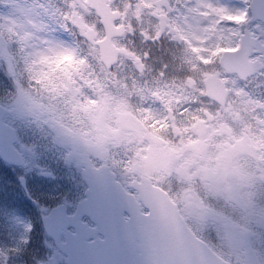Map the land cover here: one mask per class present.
I'll return each instance as SVG.
<instances>
[{"label": "flooded vegetation", "instance_id": "af4514ba", "mask_svg": "<svg viewBox=\"0 0 264 264\" xmlns=\"http://www.w3.org/2000/svg\"><path fill=\"white\" fill-rule=\"evenodd\" d=\"M38 1L20 0L36 10ZM232 1L241 6L239 18L230 17L231 13L236 15L234 10L214 14L215 20L208 21L202 32L204 49L189 52V31L182 23L187 21L189 25L190 18L197 17L194 11L186 12L188 6L196 4L195 0H104L117 29L116 36L110 38L116 61L108 68L100 61L97 45L106 32L88 0H46L50 8L38 10L37 21L46 25L40 31L56 36L65 50L51 57L52 68L40 64V75L35 62L33 66L32 61H25L26 51L18 38L10 41L12 46H4L0 34V47H4L0 86H5L8 104L13 103L18 92L40 98L46 92L58 91L64 76L70 74L80 82L81 105L25 111L23 128L12 122L14 118L7 119V123L6 117L12 114L4 113L3 121L16 136L13 147L21 164L8 165L0 157V264H68L62 247L66 239L78 233L76 228L84 237L81 243L102 239L99 227L90 217L76 213L82 202H105L87 200L90 178L86 174L90 172H99L100 177L107 179L115 177L123 193L134 200H139L136 186L149 181L166 193L189 230L217 256L227 263H245L236 260V253L220 239L215 228V222L220 221L223 229L228 231L231 226L239 232L224 234L232 247L240 244L241 251L242 239L246 237L247 251L264 264V217L254 221V217L235 210L242 195L255 190L259 193L264 181V157L257 158L255 154L260 151L256 138L264 132V122L256 124L247 117L249 105H264V7L253 8V0ZM9 2L0 0V10ZM212 12L209 7L205 10L207 15ZM142 21L151 28L147 36L150 42L141 45L145 52L137 45ZM220 26L228 29L219 31ZM176 34L180 39L175 45L171 36ZM243 47L239 68L246 72L240 75L238 84L230 79L237 71L221 67L219 57ZM78 52L87 68L73 74L71 69L79 62L75 58ZM126 52L131 55L132 64L127 72L121 71L123 67L119 69V81L131 90L135 89L131 82H138L150 97L143 99L136 92L132 102L92 105L88 100L99 85L92 84V67L95 73L102 70L106 81L107 71H116ZM178 52L183 57L175 60ZM85 53L90 55L85 58ZM11 58L15 61L13 68ZM191 73L202 78L206 89L198 88L187 96L182 85L195 84ZM36 79L47 88H37ZM100 87L105 90L102 84ZM33 100L40 104L38 99ZM259 111L257 107L253 115ZM184 116H189L195 125L192 134L165 139L155 133V129L163 132L169 122L174 124ZM256 120L261 117L256 115ZM28 147H35L34 156L25 151ZM228 149L232 150L231 170L224 161ZM241 149L248 152L234 155ZM212 167L214 171L210 170ZM249 174L260 180L252 181L247 189L245 178ZM259 203L262 205V197ZM139 210L147 213L141 205ZM51 211L58 218L47 222L49 233L44 219ZM201 216L211 218L213 223L207 221L199 229L201 224L196 218ZM69 220L75 223L70 224ZM131 245L138 247L139 242L134 239Z\"/></svg>", "mask_w": 264, "mask_h": 264}, {"label": "water", "instance_id": "95a60500", "mask_svg": "<svg viewBox=\"0 0 264 264\" xmlns=\"http://www.w3.org/2000/svg\"><path fill=\"white\" fill-rule=\"evenodd\" d=\"M262 1L253 0V8L264 7V4H260ZM98 5H103V8ZM88 6L95 9L106 32L97 45L101 61L108 68L116 61L110 38L117 29L112 26L110 11L104 0H88ZM243 50L244 47L236 52H224L220 57L221 67L237 71L239 75L245 74L246 70L239 68V55ZM229 57L234 59H227ZM4 113L5 109L0 104V157L8 165L17 166L21 164V159L13 147L16 136L12 127L3 122ZM98 173L86 174L90 178L87 200L93 198L105 202H91V205L89 201L82 202L76 213L87 214L91 222L99 227L103 238L90 244L81 243L84 237L76 228L78 233L66 239L62 247L67 254L68 264H229L194 236L173 202L160 188L152 186L149 181L136 186L139 190L138 199L148 210L147 214H143L139 210V202L123 193L115 177L107 179ZM126 212L128 216L124 218ZM56 218L58 215L51 211L44 219V226L49 233L47 222ZM69 223L74 224L75 221L69 220ZM134 239L139 242L138 247L131 245Z\"/></svg>", "mask_w": 264, "mask_h": 264}, {"label": "rangeland", "instance_id": "374dc122", "mask_svg": "<svg viewBox=\"0 0 264 264\" xmlns=\"http://www.w3.org/2000/svg\"><path fill=\"white\" fill-rule=\"evenodd\" d=\"M196 4L189 8L187 7L186 12H193L196 14V18L193 20L190 18L189 25L187 21H184L182 23V26H184V29H187L189 31V41L191 43V50L189 52H197L198 49L203 50V42H202V32L205 31L206 23L208 21H214L215 15L219 14V11L227 12L228 10H234L236 15L231 13L230 17L238 19L240 16V4L235 3L232 0H195ZM196 5L198 8L196 9ZM55 7V5L53 4ZM52 6V7H53ZM50 8V6L42 7V9ZM210 8L212 10L213 14H205L206 8ZM37 9L40 10V6H37ZM3 10H6L4 13ZM34 7H30L29 5H25L24 3H21L20 0H10L9 3L3 5V9L0 10V34L3 37V44L12 46V42L17 40L21 42V45H23L25 51H26V59L25 61H32L33 66L34 62L38 69L36 70L37 75H40L43 71L44 67L52 68V56L56 55L55 52H58L60 54L65 53V50L61 43L59 42V39L56 36H53L50 34V36H47L44 34V32L40 31V28L46 27V25L42 24L41 22L37 21L39 12ZM90 28H93V26H89ZM228 29V27H219L218 30L221 29ZM180 30V29H179ZM151 33V28L149 24L146 21H142L140 25V30L138 32V46L141 47L143 44H147L148 39L147 36ZM17 34H20V36H17ZM13 35H15L13 37ZM179 34L173 35L172 41L175 40V45L179 43ZM131 42V41H130ZM174 45V47H175ZM55 49V51H53ZM4 50V47H0V59L1 54ZM91 50L92 46H91ZM142 50V47L140 49ZM145 52V51H143ZM189 52H187L189 54ZM130 57L131 55L126 52L122 58L119 61V66L116 71H107V80L105 81L106 75L103 73V71H97V73L93 72V67L91 71L92 75V84L93 86L95 84H99L97 88L94 89L93 95L90 97L88 102H92V105H98V104H109V103H121V102H132L134 101V95L137 94L141 96L143 99H148L150 96L147 95V89L144 86L139 85L138 82L132 81L131 85L134 86L136 89L126 88L121 83L120 75H119V69L123 67L124 69L121 70L122 72H127V69L131 66L132 63H130ZM183 54L177 53L176 57L174 56L175 60L182 59ZM42 64V65H40ZM99 64V61H98ZM139 63H136L138 65ZM40 65V66H39ZM11 66L12 68L15 66V61L11 58ZM119 71V72H118ZM43 73V72H42ZM127 78V75H126ZM103 81V82H101ZM80 84L78 79L73 80L72 77H70V74L64 76L62 80V85L58 89V91L52 90L51 94L46 92L44 94H41V97L38 98V96H35L33 94H29L28 96L25 95L23 92L16 93V96L14 97L13 103L8 104L7 111L11 112L12 115H8L6 117L7 119H13V123L17 124L18 127L23 128V120L25 117V111L30 110H42V109H53V108H64V107H75V106H81L80 105V91L78 89V85ZM103 85L105 87V90L103 91L100 85ZM6 92V91H5ZM28 98V100H27ZM33 98L38 99L40 101V104H35L37 102L36 100H33ZM31 108V109H30ZM23 119V120H21ZM8 123V122H7ZM10 123V122H9ZM20 123V124H19ZM119 139L121 137H118ZM152 154L150 155V157ZM232 156V150H227V157L224 160L225 166L228 169L232 168V162L230 161V158ZM149 157V158H150ZM256 179L260 180L259 176H254V174L246 175L245 183L247 186V189L250 188L252 181H255ZM262 189L258 193L257 190L255 192H249L242 195V197L239 199L238 208L235 209L236 212H244L248 217L252 218L254 217V221L259 220L262 216L264 217V181H261ZM261 197L263 198V203L260 205L259 201L261 200ZM258 199V200H257ZM242 201L246 202L244 205L242 204ZM256 201V202H253ZM198 220V224H201V227L199 229H202V227L206 226V222H212L211 218L201 216L199 218H196ZM226 223V222H225ZM263 223V222H262ZM217 233L220 237V239L227 245V248L231 247V250L236 253V260L242 259L245 263L243 264H262L260 261L256 259L255 255H251L250 251H247L246 249V237L242 239L243 241V247L242 250L239 251V245L237 246H231L230 240L227 236H224L225 233L228 232L229 234L236 235L239 232L234 231L231 229V226H228V231L223 229V223L220 221L215 222ZM198 227V226H197ZM242 232V231H240ZM229 236V235H228ZM241 241V240H240ZM245 251V252H244ZM246 259H248V263L246 262Z\"/></svg>", "mask_w": 264, "mask_h": 264}, {"label": "clouds", "instance_id": "9594fccd", "mask_svg": "<svg viewBox=\"0 0 264 264\" xmlns=\"http://www.w3.org/2000/svg\"><path fill=\"white\" fill-rule=\"evenodd\" d=\"M87 46H85L86 48ZM90 55V53H85V58H87V56ZM81 53H76L75 54V58L79 61L74 68L71 69V71L73 72V74H76L80 71H83L87 68V65L84 64V61L82 59H80ZM94 58V57H93ZM227 59H234L232 57H229ZM26 71H29L27 68L25 69ZM62 75V73H57V76ZM191 76L194 78L195 80V84H193L192 82H185L182 85V88L186 89L185 94L187 96H192L194 93H196L197 89H206V85H204L202 78L196 74V73H191ZM29 79H32L31 75H28ZM230 79H235L238 84L241 82V77L239 74L233 75L230 77ZM253 79H255V77H253ZM249 83H251V81H249ZM262 83H264V81H262ZM35 86L37 88H42V89H46L47 85L43 84L39 81V79H36L35 81ZM209 104L212 103V101H208ZM232 103H235V101H233ZM232 103H229V107L232 106ZM259 107L260 111L258 113H256V115L261 117V120H256V115H253V112L255 111V109ZM192 114L189 113V116H191ZM189 116H184L183 119L181 120H177L174 124L172 122H169V124L167 126L164 127V131L161 132L159 128L155 129V133L160 135L161 137L165 138V139H174L177 137H182L184 135H190L192 134V129L195 127V125L192 124V122L189 120ZM247 117L249 119H251L252 121H254L256 124H260L261 122H264V105H249V110L247 113ZM149 131H152L151 129H149ZM259 142V148L260 151L255 153L257 158L259 157H264V132H261L260 136L256 138ZM253 148L255 147V145L252 146ZM243 151V152H248L247 149H241L239 150L237 153H234V155H239V152ZM251 154V153H248ZM207 155H211V149L208 150ZM209 164H211V161H208ZM211 171H214V167H212L210 169Z\"/></svg>", "mask_w": 264, "mask_h": 264}, {"label": "trees", "instance_id": "16d2710c", "mask_svg": "<svg viewBox=\"0 0 264 264\" xmlns=\"http://www.w3.org/2000/svg\"><path fill=\"white\" fill-rule=\"evenodd\" d=\"M0 88H1V90H0V101H7L5 99V97H6V92L4 90L5 86L1 85Z\"/></svg>", "mask_w": 264, "mask_h": 264}, {"label": "snow or ice", "instance_id": "6c2138e0", "mask_svg": "<svg viewBox=\"0 0 264 264\" xmlns=\"http://www.w3.org/2000/svg\"><path fill=\"white\" fill-rule=\"evenodd\" d=\"M55 51V49H53ZM29 154H32L33 156L35 155V147H28L25 149Z\"/></svg>", "mask_w": 264, "mask_h": 264}]
</instances>
